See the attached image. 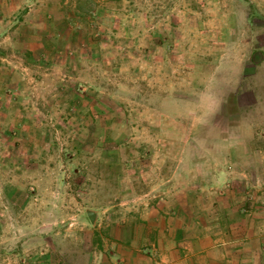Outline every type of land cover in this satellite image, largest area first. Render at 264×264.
Returning <instances> with one entry per match:
<instances>
[{
  "label": "rangeland",
  "instance_id": "rangeland-1",
  "mask_svg": "<svg viewBox=\"0 0 264 264\" xmlns=\"http://www.w3.org/2000/svg\"><path fill=\"white\" fill-rule=\"evenodd\" d=\"M86 1L0 0V264H126L199 186L264 207L230 160L264 154V0Z\"/></svg>",
  "mask_w": 264,
  "mask_h": 264
},
{
  "label": "crops",
  "instance_id": "crops-1",
  "mask_svg": "<svg viewBox=\"0 0 264 264\" xmlns=\"http://www.w3.org/2000/svg\"><path fill=\"white\" fill-rule=\"evenodd\" d=\"M247 149L254 148L250 144ZM230 160H240L244 165L251 162L252 168L248 166L239 177L246 176V172L253 178L258 173L264 174V167L261 173L254 168L257 163L264 165L263 153L245 151L231 155ZM230 178L234 180L236 176ZM231 182L226 184L228 187L223 185L225 188L212 185L190 188L187 199L160 205L144 218L148 225L142 236L150 250L136 255L133 251H122V259L128 260L126 264H264V246L260 245L264 242V210L260 207H264L251 201L244 204L238 194L241 189ZM196 194H201L198 199ZM245 205L252 208L249 214L241 212Z\"/></svg>",
  "mask_w": 264,
  "mask_h": 264
},
{
  "label": "trees",
  "instance_id": "trees-1",
  "mask_svg": "<svg viewBox=\"0 0 264 264\" xmlns=\"http://www.w3.org/2000/svg\"><path fill=\"white\" fill-rule=\"evenodd\" d=\"M86 2H87V3H93L94 0H87Z\"/></svg>",
  "mask_w": 264,
  "mask_h": 264
}]
</instances>
